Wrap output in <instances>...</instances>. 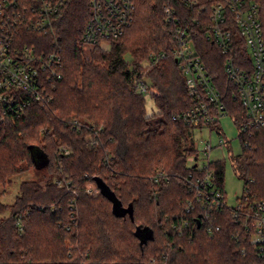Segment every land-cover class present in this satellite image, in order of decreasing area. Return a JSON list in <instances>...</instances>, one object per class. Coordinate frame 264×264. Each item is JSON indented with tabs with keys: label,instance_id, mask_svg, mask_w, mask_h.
I'll use <instances>...</instances> for the list:
<instances>
[{
	"label": "trees",
	"instance_id": "obj_1",
	"mask_svg": "<svg viewBox=\"0 0 264 264\" xmlns=\"http://www.w3.org/2000/svg\"><path fill=\"white\" fill-rule=\"evenodd\" d=\"M90 1L68 0L55 16L63 76L54 100L0 126V185L20 174L23 163L36 168V150L49 174L43 183L22 182L11 205L2 202L0 191V214L11 211L0 219V264L262 263L249 239L233 235L241 226L228 209L214 234L198 227L197 212L187 217L193 235L186 228L180 232L193 199L186 182L195 170L189 160L198 151L194 126L172 117L190 106L184 75L174 56L159 53L173 44L164 6L188 8L180 0H135L125 33L108 41V50L96 44L87 52L82 32L92 15ZM257 1L264 28V0ZM197 39L198 52L225 85L224 57L203 36ZM145 78L150 86L139 91ZM147 92L158 107L156 119L147 113ZM225 102L228 114L243 117L237 98L229 93ZM240 139L234 168L243 192L264 200V128L242 132ZM210 166L224 190L225 160ZM159 171L165 175L155 180ZM97 177L113 197L88 192V184L98 188ZM22 213L23 228L17 223Z\"/></svg>",
	"mask_w": 264,
	"mask_h": 264
},
{
	"label": "built area",
	"instance_id": "obj_2",
	"mask_svg": "<svg viewBox=\"0 0 264 264\" xmlns=\"http://www.w3.org/2000/svg\"><path fill=\"white\" fill-rule=\"evenodd\" d=\"M180 1L188 10L164 6L173 44L159 53V57L167 52L175 57L190 99V106L174 114L173 119L194 126V132L205 128L212 131L220 118L228 114L225 98L230 93L244 109L242 132L264 128V28L260 4L257 0ZM67 3L68 0H0V126L8 119L24 116L35 104L43 107L54 100L63 76L61 36L54 31L55 16ZM90 6L92 15L82 32L85 44L117 39L134 21L135 0H91ZM194 24L198 28H193ZM33 34H40L45 40L35 39ZM200 35L224 57L225 85H219L198 52ZM138 89L145 92L148 87L140 82ZM195 148L198 156L189 160V166L195 170L186 177L193 199L185 207L180 232L186 228L193 235L187 217L197 212L195 222L214 234L222 229L220 218L228 209L241 226L233 233L235 238L249 239L258 256L264 258V200L252 201L245 190L237 204L229 205L216 169L210 166L218 159L199 164L196 141ZM213 148L208 142L202 150L204 156ZM60 151L69 154L70 148L62 146ZM164 175L157 172L155 180ZM88 192L95 195L100 189L88 184ZM23 216L24 213L17 218L21 228Z\"/></svg>",
	"mask_w": 264,
	"mask_h": 264
},
{
	"label": "rangeland",
	"instance_id": "obj_3",
	"mask_svg": "<svg viewBox=\"0 0 264 264\" xmlns=\"http://www.w3.org/2000/svg\"><path fill=\"white\" fill-rule=\"evenodd\" d=\"M103 48L109 49L110 44L108 42H102L100 44ZM85 49L90 52L93 49V45L85 44ZM126 58L130 60V55H126ZM147 86H150V80L145 78ZM146 96V109L148 115L156 119L158 114V107L156 106L151 92H147ZM244 118L234 116L231 114L223 115L220 121L213 127L214 130L203 129L202 132H195L194 138L199 150L198 163L203 164L207 159L217 160L223 159L226 162L224 178V189L226 193V200L229 205H235L239 201V198L243 194V179L237 174L234 168V160L242 151V144L240 134L242 133ZM210 142L213 145V149L209 152L208 156H204L205 145ZM35 159L38 166L28 167V164L23 163L24 170L17 175L11 177V181L7 184L0 185V191L2 192L1 200L5 204H13L16 197L19 195L20 186L22 182L26 180H34L39 183H43L49 174L45 167L40 168V164L45 161V156L41 151H35ZM193 164V162H190ZM56 179V176H53ZM96 196V195H95ZM11 216V211L7 210L0 214V219L3 220Z\"/></svg>",
	"mask_w": 264,
	"mask_h": 264
},
{
	"label": "water",
	"instance_id": "obj_4",
	"mask_svg": "<svg viewBox=\"0 0 264 264\" xmlns=\"http://www.w3.org/2000/svg\"><path fill=\"white\" fill-rule=\"evenodd\" d=\"M43 163V162H42ZM41 163V164H42ZM40 164V165H41ZM39 165V166H40ZM41 168V167H40ZM96 182H97V184H98V188L100 189V191L102 192V193H105V194H107V195H109V196H111V197H113L114 196V193L109 189V187H108V185L101 179V178H99V177H97L96 178ZM198 227H200V223L198 222Z\"/></svg>",
	"mask_w": 264,
	"mask_h": 264
}]
</instances>
